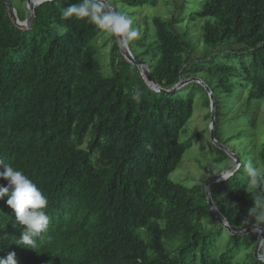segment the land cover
<instances>
[{"label": "trees", "instance_id": "obj_1", "mask_svg": "<svg viewBox=\"0 0 264 264\" xmlns=\"http://www.w3.org/2000/svg\"><path fill=\"white\" fill-rule=\"evenodd\" d=\"M80 2H44L34 9L32 27L22 30L0 0V172L9 164L23 171L47 197L50 218L35 249L17 246L21 227L6 198L0 200V258L15 252L18 264H264L236 258L254 252L255 232L230 235L210 211L205 189L196 195L198 189L170 180L199 138L180 135L197 95L209 107L204 88L153 91L114 38L113 74L105 76L93 45L103 33L62 17V9ZM192 2L197 8L188 21L205 20L201 39L211 53L194 59L195 46L174 17L144 18L128 47L163 89L180 76L204 81L214 97L219 143L222 115L239 101L264 99V0ZM110 3L133 15L126 8L155 7L156 0H121L123 8ZM136 90L139 100L132 98ZM218 151L216 162L228 158ZM256 157L264 167V143ZM246 166L240 161L235 174L210 190L234 231L257 224L249 209L256 192H264V171L248 188ZM257 225L264 234V224Z\"/></svg>", "mask_w": 264, "mask_h": 264}, {"label": "rangeland", "instance_id": "obj_2", "mask_svg": "<svg viewBox=\"0 0 264 264\" xmlns=\"http://www.w3.org/2000/svg\"><path fill=\"white\" fill-rule=\"evenodd\" d=\"M15 9L20 10L26 18L27 3L25 0H11ZM118 7L124 6L120 3L121 0H113ZM183 4V6L181 5ZM197 3L192 0H156L155 7L146 6L143 8H126L128 12L133 11V15H129L133 20V26L138 33L141 32L142 20L153 16L163 18L174 17L178 20L175 27L181 33H186L187 37L195 46V51L192 54L194 59H200L204 53H211V48L203 44L202 25L204 19H195L188 21L190 12L194 11ZM96 49V58L99 61L102 71L105 76L113 74L110 66V51L112 48V39L105 34H101L93 43ZM238 46H233L232 49H238ZM221 50V48H219ZM118 61V60H117ZM117 63V62H116ZM119 65V64H118ZM184 79V77H182ZM247 91H244L246 98ZM246 111L245 116L242 112ZM210 106H206L202 96L197 95L194 100V113L186 126L182 129L180 139L186 140L193 134H199V138L183 155V158L170 175V180L176 183H181L190 189H198L196 195L200 194V190L205 189L207 182L216 174L226 170L235 164V160L223 151L227 159L216 162L220 149L210 141L209 124ZM222 125L220 126V144L232 151L242 163H250L258 169V178L262 175L264 167L258 162L256 153L259 146L264 143V99L258 102L251 101L249 104L241 101L235 103L233 107L221 117ZM222 151V150H220ZM237 165L235 168L237 169ZM244 171L246 168L244 167ZM249 180V178L247 179ZM258 184V182H257ZM257 186V185H256ZM256 186H249L254 188ZM216 226L215 223L208 224L207 227ZM249 255V257H247ZM250 261L254 257L251 251L241 252L236 258L246 259Z\"/></svg>", "mask_w": 264, "mask_h": 264}, {"label": "clouds", "instance_id": "obj_3", "mask_svg": "<svg viewBox=\"0 0 264 264\" xmlns=\"http://www.w3.org/2000/svg\"><path fill=\"white\" fill-rule=\"evenodd\" d=\"M62 17L75 18L77 21L94 25L98 31L114 38L118 45L125 48L139 36L132 18L123 11L114 10L110 0H81L76 5L62 9ZM132 98L140 99L139 90L134 92ZM246 173L249 186H256L258 169L249 163L246 166ZM0 179L7 182L6 185H0V200L6 198L7 206L14 212L16 225L21 227V236L15 244L35 249L42 237L41 234L49 226L50 218L46 214L48 199L23 171L10 164L4 165ZM249 216L254 218L257 224H264V192H256ZM0 264H18L15 252L9 253L6 258H0Z\"/></svg>", "mask_w": 264, "mask_h": 264}, {"label": "water", "instance_id": "obj_4", "mask_svg": "<svg viewBox=\"0 0 264 264\" xmlns=\"http://www.w3.org/2000/svg\"><path fill=\"white\" fill-rule=\"evenodd\" d=\"M8 11V16L12 23L19 29L22 30H29L32 27L33 21H34V9L36 6H39L40 4L47 2V1H65V0H35V2H32L31 0H25L27 3V15L26 18L23 21H20L17 17V11L15 7L13 6L11 0H1ZM111 4V3H110ZM112 8L115 10V7L111 4ZM120 54L122 57L131 65L136 66L140 70V74L143 77L146 85L152 89L155 92L163 93V94H173L179 89L183 88L184 86H187L191 83H197L201 85L204 90L206 91L209 102H210V124H209V132H210V141L218 147V149L225 151L229 157L235 160V164L227 168L226 170L216 174L212 179H210L205 187V197L207 205L209 206L210 211L215 216V218L218 220L220 225L230 234V235H238V236H245L250 233L255 232L257 234V241L255 245V249L253 252L254 258L258 261L264 262V256L259 254V249L263 243V229L259 225H253L250 228L240 230V231H234L228 224L227 220L223 217V215L220 213V211L217 209V206L213 202L210 194V190L213 184L224 181L231 177L233 174H235L239 168L240 161L239 158L230 151L227 147L224 145L218 143L214 137V130H215V110H214V97L210 90V88L204 83V81L198 77H191L187 79H182V77H179V81L176 85L171 87L170 89H163L161 88L155 81L151 79L150 76V70L149 66L144 60L135 59L132 52L130 51L129 47L125 48L120 45H118ZM235 165H237V169L235 168ZM228 173V174H227ZM225 175V176H223Z\"/></svg>", "mask_w": 264, "mask_h": 264}, {"label": "bare ground", "instance_id": "obj_5", "mask_svg": "<svg viewBox=\"0 0 264 264\" xmlns=\"http://www.w3.org/2000/svg\"><path fill=\"white\" fill-rule=\"evenodd\" d=\"M32 2H35V0H31ZM228 174V173H227ZM223 176H225V175H223Z\"/></svg>", "mask_w": 264, "mask_h": 264}]
</instances>
